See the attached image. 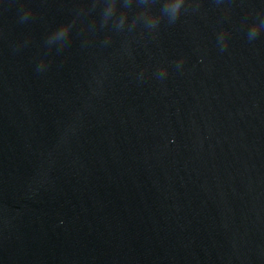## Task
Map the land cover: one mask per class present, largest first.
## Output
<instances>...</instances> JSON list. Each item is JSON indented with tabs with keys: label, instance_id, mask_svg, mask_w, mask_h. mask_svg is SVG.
<instances>
[{
	"label": "water",
	"instance_id": "water-1",
	"mask_svg": "<svg viewBox=\"0 0 264 264\" xmlns=\"http://www.w3.org/2000/svg\"><path fill=\"white\" fill-rule=\"evenodd\" d=\"M176 2L0 0V264H264V0Z\"/></svg>",
	"mask_w": 264,
	"mask_h": 264
},
{
	"label": "clouds",
	"instance_id": "clouds-1",
	"mask_svg": "<svg viewBox=\"0 0 264 264\" xmlns=\"http://www.w3.org/2000/svg\"><path fill=\"white\" fill-rule=\"evenodd\" d=\"M184 0H177L176 3L168 5L165 7L164 12L165 14L169 17L170 22H174L175 20H177L180 15H181V7L183 4ZM125 4L126 6L128 5V0H125ZM114 6V4H113ZM111 8H109V12H111ZM30 13L26 14L29 15ZM106 15H108V13L106 12ZM264 28V21H262L261 23H259L258 25H255L251 28L250 32H249V39H254L259 35V29ZM221 39H223V37H221Z\"/></svg>",
	"mask_w": 264,
	"mask_h": 264
}]
</instances>
